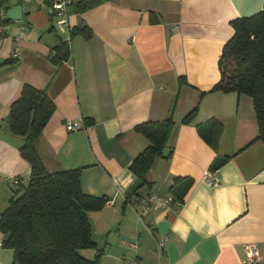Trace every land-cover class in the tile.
Listing matches in <instances>:
<instances>
[{
    "label": "crops",
    "instance_id": "obj_1",
    "mask_svg": "<svg viewBox=\"0 0 264 264\" xmlns=\"http://www.w3.org/2000/svg\"><path fill=\"white\" fill-rule=\"evenodd\" d=\"M17 6L23 17L7 20ZM263 7L264 0H106L83 14L69 10L66 29L51 0H0V216L32 174L21 154L25 140L8 125L11 105L29 85L56 108L36 142L47 171L82 169L83 192L106 202L87 214L96 248L82 256L100 255L99 264H245L254 245L264 264V142L253 100L211 91L231 22ZM81 26L90 38L71 36ZM61 40H69L70 58L57 65L53 48ZM196 108L195 120L183 124ZM170 115V152L137 200L172 195L181 206L145 213L128 201L136 183L130 166L150 145L137 127ZM68 122L86 128L68 132ZM217 158L227 161L212 171ZM5 239L0 231V264H14Z\"/></svg>",
    "mask_w": 264,
    "mask_h": 264
},
{
    "label": "trees",
    "instance_id": "obj_2",
    "mask_svg": "<svg viewBox=\"0 0 264 264\" xmlns=\"http://www.w3.org/2000/svg\"><path fill=\"white\" fill-rule=\"evenodd\" d=\"M105 1L74 0L70 12L83 14ZM231 25L234 35L223 48L220 81L211 91L235 92L252 98L259 125L258 139L264 142V7L253 16L233 20ZM76 35L90 38L92 32L88 26H81L72 29L71 36ZM69 58L70 45L61 40L53 48L52 61L60 65ZM55 109L46 91L29 85H24L11 105L9 130L24 138L21 154L31 164L32 174L28 184L16 191L10 206L1 214L4 247L13 251L14 264H99L100 255L88 260L81 251L96 248L87 214L102 209L105 200L83 192L80 168L48 172L36 148ZM197 114L198 108L183 119V124H191ZM211 125L218 123L212 121ZM174 127L172 115L162 122L137 127L150 145L130 166L136 183L132 188L133 198L128 201L137 200L138 191L152 185L148 176L168 148ZM217 139L218 135L208 141L215 145ZM226 161L227 158H217L211 170H217Z\"/></svg>",
    "mask_w": 264,
    "mask_h": 264
},
{
    "label": "built area",
    "instance_id": "obj_3",
    "mask_svg": "<svg viewBox=\"0 0 264 264\" xmlns=\"http://www.w3.org/2000/svg\"><path fill=\"white\" fill-rule=\"evenodd\" d=\"M74 0H51L52 8L54 14L56 16L57 24L60 27L69 29L70 22H69V10L71 5L73 4ZM69 42V40H68ZM66 130L68 132H77L86 126H82V124L78 122H68L65 125ZM88 127V126H87ZM205 181L208 185L213 186L217 183V180L214 176L212 171L206 172L204 176ZM12 186H17L19 181L15 178L10 180ZM133 203H140L143 207L145 213H149L153 210H159L169 207H180L181 202L176 200L172 195L169 196H160L156 193H151L147 198H141L139 200H132ZM168 238H163L159 243V254L162 255L166 248V243ZM261 255L254 245H248L246 247V257H245V264H259L261 262Z\"/></svg>",
    "mask_w": 264,
    "mask_h": 264
},
{
    "label": "water",
    "instance_id": "obj_4",
    "mask_svg": "<svg viewBox=\"0 0 264 264\" xmlns=\"http://www.w3.org/2000/svg\"><path fill=\"white\" fill-rule=\"evenodd\" d=\"M23 7L22 6H17L14 8H11L10 10L7 11L6 13V19L9 21H17L20 20L23 17ZM170 152L169 148H166L163 152V156H167L168 153ZM1 219V216H0Z\"/></svg>",
    "mask_w": 264,
    "mask_h": 264
}]
</instances>
